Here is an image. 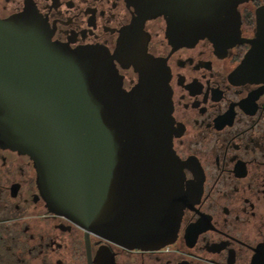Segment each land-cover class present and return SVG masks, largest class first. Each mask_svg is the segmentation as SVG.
<instances>
[{"label": "water", "instance_id": "1", "mask_svg": "<svg viewBox=\"0 0 264 264\" xmlns=\"http://www.w3.org/2000/svg\"><path fill=\"white\" fill-rule=\"evenodd\" d=\"M252 0H128L134 14L114 54L52 40L31 6L0 18V147L26 155L49 211L125 248L171 243L195 201L172 149L169 74L147 52L144 23L162 17L173 48L206 39L250 48L236 80L264 82V5L240 38L238 7ZM122 68L137 76L122 87Z\"/></svg>", "mask_w": 264, "mask_h": 264}, {"label": "flooded vegetation", "instance_id": "2", "mask_svg": "<svg viewBox=\"0 0 264 264\" xmlns=\"http://www.w3.org/2000/svg\"><path fill=\"white\" fill-rule=\"evenodd\" d=\"M238 7L240 38L256 34V9ZM33 7L52 40L114 54L132 20L128 0H0V18ZM147 52L169 74L172 149L195 201L174 240L141 250L107 241L48 210L28 156L0 147V264H264V82L232 75L250 46L217 49L208 40L173 48L162 17L144 23ZM122 87L137 81L122 68Z\"/></svg>", "mask_w": 264, "mask_h": 264}]
</instances>
